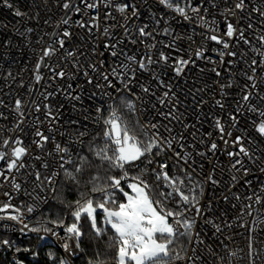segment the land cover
I'll return each instance as SVG.
<instances>
[{
  "label": "built area",
  "instance_id": "obj_1",
  "mask_svg": "<svg viewBox=\"0 0 264 264\" xmlns=\"http://www.w3.org/2000/svg\"><path fill=\"white\" fill-rule=\"evenodd\" d=\"M14 5L13 9H9L3 5L0 0V25H7V28L0 27V112L4 113V117H0V143L3 139H8L10 146L5 148L7 158L10 157L11 147L14 146L13 141L16 138L22 140V146L28 149L27 154L22 157L26 164H33L35 168L41 173V179L50 175L57 167L56 161L59 157L55 153V145L59 142L62 146L67 145L70 140L69 137H75L78 131H83L86 125L90 135L85 136L84 144L73 145L74 152H80L86 145L88 139L97 131L104 130L102 128L103 120L110 115L109 105L115 107L120 99L132 100L136 105V111H129L137 119L139 124H158V134L161 140L166 139L169 133L165 131V126L171 128V135L176 136L177 139L183 136L180 142L185 145L187 151L191 152L195 163L188 161L187 163L180 159L176 153L183 155V151L177 144H173L172 148H163L160 154L153 149L151 154L154 163L149 165L150 175L146 177L150 184L156 183L155 175H151V170L157 168L159 165L166 164L167 167L162 171L171 177L183 178L185 172L192 175L196 180L203 184L202 195L199 196L198 205H193L191 208L185 210V214L194 218L196 223L193 228V235L198 233L199 239L191 243L189 240L187 252L180 255L183 260L188 261L192 256L193 260L188 264H250V251L254 252L252 248L248 233L249 229L239 226L244 221L239 220V214L244 211L241 204L236 200L231 199L236 195L243 200L250 195L253 190H258L264 187V172L260 171L264 167V138H262L256 129L253 127V121L258 120V116L248 111H244L243 115L236 112L237 101L241 96V88L248 83L243 76V71L251 64L252 59L257 60L258 67L256 68V79L258 83V91L264 93V65L260 62L264 60L260 54L254 49H261L264 41L260 38L264 37V21H262L256 14H253L251 23L253 27L248 28L249 19L248 13L252 5L260 6L264 0H245L247 7L243 13L237 11L235 16L230 13L225 16L220 14L221 9L225 7L234 9L236 0H227V5L224 0H215L218 5L213 8L209 0H203V6L200 7L202 0H190L192 7H200V14L203 16L204 8L207 7L208 13L206 19L211 20L213 17L218 22L217 35L229 43V48L226 52L235 51L238 54L244 53L247 59V64L244 60H239L236 57L225 54L223 64L220 63V56L213 49H221L222 45L217 44L211 40H205L200 33L208 34V30L199 26L195 20L189 22L183 19L181 15L175 11L167 9L160 5L158 0H111V6L106 7L104 3L97 0L98 6L94 9L86 8L85 2L82 0H67L70 3V8L65 10L63 3L65 0H9ZM87 3L93 0H86ZM189 0H181L178 6L185 7ZM116 4L135 5L138 9L139 15L134 16L131 7L126 9V17L124 18L119 12L115 11ZM79 7L80 11H75ZM15 8H19L27 13L28 17L32 19L24 23L23 17H15L13 12ZM186 11H189L186 8ZM111 12L115 17L106 18L107 14ZM161 15L165 17L161 20L159 25H156L155 19ZM189 15L191 12L189 11ZM172 17H175L172 19ZM68 19V24H62V19ZM95 18V20H93ZM18 21H21L18 23ZM47 21V22H46ZM85 23V27H81L80 22ZM227 22H231L237 32L233 37L229 38L225 35L227 31ZM148 25V31L154 33L155 40L152 38L139 37L137 30ZM170 25L174 30L173 35L179 34L184 37L178 40L176 47L182 51H177L175 47H165L171 42L172 37L165 35L162 29ZM25 27H32L33 33L29 34L28 40L16 33L15 29L20 28L21 31ZM110 28V34H104V28ZM67 29L71 33L70 38L62 37L63 31ZM91 29V30H90ZM127 29L129 35H125ZM195 29L196 35L192 40L187 37L192 35ZM240 29L244 30L245 38L250 41V44H245L243 41L238 43V32ZM58 34L53 37L51 34ZM41 43H37L41 40ZM65 39L63 49H59V44L54 47L59 49L54 55L47 58H40L43 56V50L53 43L54 39ZM131 39H136V43H131ZM6 41H11L5 46ZM156 44V47L149 49L148 45ZM105 44H117L118 55L113 57L110 55L111 48L105 49ZM203 45V52L206 57H211L215 63H209L205 60H196V66L193 67L190 63L180 76H177L174 71V66L177 59L188 60L195 59V52ZM73 52V57L66 58V52ZM151 51V58L158 60L160 51L171 57L167 64L161 61L159 64L149 65L148 71L139 69L138 64H132L135 70V78L132 84H129L131 95L127 90L123 89L122 83L113 77L110 73L112 68L121 62H125V55H135L136 60L139 61L142 57L145 58V53ZM123 53V54H121ZM236 61L231 67L229 61ZM41 63V67L36 69L37 63ZM55 65V70L58 72L61 68L64 70V77L59 76L53 78L51 66ZM95 66L96 71L92 70ZM215 67L220 71L221 75L216 76L211 69ZM200 69H206L201 72ZM88 73L91 77L92 83H88V77L84 73ZM153 72L159 75V79L164 82V85H171V93H175V98L171 105H161L157 101V97L163 95L169 89L161 86L153 77ZM11 73L12 78H7ZM41 75L42 79L39 82L35 81V75ZM108 74L109 80L112 81L115 88H109L106 82L102 79V75ZM132 76V73H129ZM231 81L232 87L225 88L226 96L221 97L220 85H227ZM140 84L149 87V94L141 92ZM71 85V88H69ZM100 85V86H97ZM115 89H121L116 93ZM201 90V91H198ZM55 92V95L49 97L45 101L41 93ZM103 92H110L113 94V99L102 95ZM73 96L80 97L79 100H73ZM142 97V100L137 99ZM20 98L22 101V110L25 114L24 132L14 130L17 123L16 114L14 113L15 101ZM224 103V108L216 106L215 101L221 100ZM33 101L40 104V111H35ZM252 104L258 105L264 109V100L253 98ZM44 104L49 107L46 109ZM155 105V108L152 105ZM167 104V102H166ZM101 107L102 114L100 123H96L97 116L96 108ZM174 107V112L179 119H173L168 115L170 108ZM51 110L53 115L59 113L57 120L53 122L50 130L51 117H47L48 110ZM164 113L168 115L165 119ZM229 114L237 117L239 121L235 127L232 126V121ZM47 117V118H46ZM39 119L40 123L36 125L39 130L49 139L44 143L43 150L38 149L32 143L34 139L39 137L34 136L35 128L29 125V121ZM215 119H219L224 126L223 139L221 133L214 126ZM72 121H78L79 124H73ZM27 125V126H26ZM156 131V130H153ZM228 132L232 135L229 137ZM193 133L196 134L197 140L194 141ZM211 133V137H208ZM242 137L241 143L251 149L255 145L250 144L249 140H255L259 145L255 156L256 163H251L247 157L239 154L240 145L234 144L236 138ZM53 137L55 139L53 140ZM203 137L204 144L198 143V139ZM225 140L228 141L225 144ZM217 144L215 153L208 151L211 142ZM195 144V150L191 145ZM197 151H204L206 156L200 157L196 155ZM229 152L237 153V155L228 156ZM52 153L51 156L48 154ZM36 156H41L49 163V168L45 170L42 167V161L35 159ZM32 157V159H29ZM236 159H242L244 164L250 169L247 176L244 173L237 172L231 169L232 162ZM202 165V169L200 168ZM144 165L141 164V168ZM0 168L4 169L0 175V241L8 240L14 243V247L4 245L0 247V264H13L14 261H21L23 264H55L61 258L67 259V254L62 245L65 236L63 229H59V236H52L44 233H34L28 230L26 235L22 234L19 229L22 224L18 221L8 219L10 215H22L26 219L24 222H29V227L37 226V222L44 219L43 212L53 201L49 193L48 202L40 205V210L34 213H27L26 205L31 203V197L24 194L23 191H13L10 187V182L13 176H16L15 170L9 174L5 161H0ZM215 171L213 172V169ZM195 169V171H193ZM24 172L25 170H21ZM213 175L214 179L219 182L214 186L207 181L209 175ZM235 175L238 180L232 183L231 177ZM7 177V179H5ZM34 176H29L27 181L21 180L16 176V182L21 183L22 188H28L31 191L30 181H34ZM252 181L251 187L245 185V181ZM185 183L187 181L185 180ZM161 188L168 191L167 185L161 181ZM264 195V193H261ZM11 197V199H9ZM225 197H229L226 202ZM211 202V209L207 206ZM247 203V201H245ZM8 207L5 208L4 205ZM197 206L203 211L204 219H211L220 228V233H216V229L212 224L205 225L203 220L196 214ZM175 204L170 203L168 208H174ZM261 211H264V201L259 205ZM255 213L247 216L249 228L255 232L257 226L252 222ZM70 224V216L66 220ZM3 225H8L7 228ZM214 233H216L214 235ZM44 236L41 240L39 237ZM260 240L256 243L259 247L264 244V231L259 232ZM82 238V237H81ZM80 247L81 245L80 239ZM16 248H29L31 251L25 253L23 251H16ZM196 249L194 254L192 249ZM235 252V256L231 253ZM35 253V258H33ZM84 257V250L79 255L71 257V264H90L81 262ZM183 264V262H178ZM256 264H264V258L257 257Z\"/></svg>",
  "mask_w": 264,
  "mask_h": 264
},
{
  "label": "snow or ice",
  "instance_id": "obj_2",
  "mask_svg": "<svg viewBox=\"0 0 264 264\" xmlns=\"http://www.w3.org/2000/svg\"><path fill=\"white\" fill-rule=\"evenodd\" d=\"M3 5L9 9H13L14 5L9 2V0H2ZM47 2V0H45ZM85 2L86 8L94 9L98 6L97 0H93L91 3ZM104 3L106 7L111 6V0H100ZM160 5L165 6L167 9L175 11L183 17L186 21L195 20L196 23L207 29L208 34L200 33L205 40H211L217 44H221V49H213L220 56V63L223 64V59L225 54L232 57H236L239 60H244L247 64V59L244 53H237L235 51L226 52L229 48V43L221 39L216 33L218 29V22L213 19L208 20L205 16L208 13L207 7L204 8L205 15L200 14V7L203 6V0L200 7H192L190 0L186 3L185 7L178 6L181 0H158ZM213 8H217L218 5L215 3V0H209ZM224 3L227 5V0H224ZM131 7L133 10V15L138 16L139 12L135 5L127 4H116L115 11L119 12L125 19H127L125 13L126 9ZM247 7L245 0H236L234 4V9H229L225 7L221 9L220 14L225 16L227 21V15L230 13L235 16L237 11L243 13L244 9ZM63 8L65 10L70 8V3L65 0L63 3ZM186 8L189 11H186ZM75 11L79 12L80 8L76 7ZM253 14H256L262 21H264V3L260 6L252 5L251 10L248 13L249 24L248 28L253 27L251 23V18ZM13 15L15 17H23L24 23L27 20L32 19L28 17L27 13L23 12L19 8H15ZM111 17L115 20V17L112 16L109 12L106 18ZM175 17H172L174 19ZM165 17L161 15L159 18L155 19L156 25L161 23V20H164ZM95 20V18H93ZM21 21H18L20 23ZM47 22V21H46ZM62 24H68V19H62ZM81 27H85L83 21L80 22ZM0 27L7 28V25H0ZM148 25L140 27L137 32L139 37L142 38H152L155 40L154 33L147 30ZM91 30V29H90ZM16 33L23 36L25 40H28L29 34L33 33L34 29L32 27H25L23 31L20 28L15 29ZM173 29L170 25L165 26L162 29V32L172 37L171 42L166 44L165 47H175L177 51H182L176 47L178 40L183 39L184 37L180 36L178 33L173 35ZM237 32V29L234 28L231 22H227V31L225 35L229 38L233 37L234 33ZM104 34H110V28H104ZM53 37H57L58 34H51ZM125 35L128 36L129 33L125 29ZM196 35L195 29H193L192 35H189L187 38L189 40L193 39V36ZM62 37L70 38L71 33L65 29L62 33ZM261 41H264V37L260 38ZM243 41L245 44H250V41L245 38L244 30L240 29L238 32V43ZM41 40H38L37 43H41ZM136 39H131V43L135 44ZM11 41H6L5 46L7 47ZM59 44V49H63L65 45V39L56 38L53 43H50L46 49L43 50V56L40 58H47L51 55H54L59 49L55 48V44ZM117 44H105V49L111 48L110 55L116 57ZM156 47L155 43L148 45L149 49ZM264 48V43L261 45ZM203 45L201 48L195 52V59L190 58L188 60L177 59V63L174 66V71L177 76H180L184 70V67L192 64L193 67L196 66V60H205L209 63H215L211 57H206L204 55ZM258 54L264 57V51L261 49H254ZM123 54V53H121ZM73 52L69 51L65 53L66 58L73 57ZM125 55V62L114 66L111 71V75L119 80L123 89L131 95L135 93L131 92L129 84L134 82L135 70L132 67V64H138L139 69L143 71L149 70V65L159 64L163 61L165 64L171 59L163 51H160L158 60H153L151 58V51L145 53V58L142 57L139 61L136 60L135 55L128 56ZM234 61H229V66L231 67L235 64ZM261 65H264V60L260 62ZM258 62L255 59H252L251 64L243 71L244 78L248 81L241 88V96L237 101L236 112L240 115H243V112L246 110L252 114L258 116L257 121H253V127L256 129L258 134L264 138V109L260 108L258 105L252 104L251 100L253 98L264 100V93L258 91V83L256 79V68L258 67ZM41 67V63L38 62L36 69ZM92 70L96 71L95 66H92ZM264 70V69H262ZM51 71L53 78L59 76L64 77L63 68L60 71L55 70V65L51 66ZM201 72L206 71V69H200ZM212 72H215L216 76L221 75L215 67L211 69ZM129 73H132V76H129ZM84 75L88 77V73L85 72ZM153 77L158 81V83L168 88V91H165L162 96L157 97V101L161 105H171L172 100L175 98V93H171V85H164V82L159 79V75L153 72ZM7 78H12L11 73L8 74ZM42 79L41 75H35V81L39 82ZM102 79L106 82L107 87L115 88L112 81L109 80L108 74L102 75ZM264 83V80L260 81ZM88 83H92L91 77H88ZM100 86V85H97ZM141 92L144 94H149V87L140 84L139 85ZM232 87L231 81L227 85H220L221 97L227 95L225 88ZM71 88V85H69ZM116 93H119L121 89H115ZM201 91V90H198ZM43 99L47 101L49 97L55 95V92H45L41 93ZM102 95L113 99V94L110 92H103ZM73 100H79L80 97L73 96ZM137 99L142 100V97H137ZM167 102V104H166ZM216 106L224 108V103L221 100L215 101ZM3 104V101H0V105ZM35 111H40V104L33 101ZM126 107L129 111H136V105L132 100L123 99L121 104L113 107L109 105L110 115L107 119L103 120L102 128L103 133L100 139L102 144L95 143V137L87 145L88 155H81L79 152L73 151L74 144H80L83 146L84 137L90 135L87 126H84L83 131H78L75 137H69L70 142L67 145H61L59 142L55 145V153L58 155L59 159L56 161V169L48 176L41 179V173L35 168L33 164H26L22 157H24L28 149L25 146H22V140L16 138L13 141L14 146L11 147L10 157H6L4 151L5 148L10 146L8 139H3L0 143V161H5L7 170L9 174L12 173V170H15L16 176L21 180L27 181L29 176H34L35 180L30 181L31 191L28 188H22L21 183L16 182V176H13L12 181L10 182V187L13 191L19 192L23 191L24 194L31 197V203L24 206L26 207L27 213L31 214L38 212L40 210V205L48 202L49 193L51 197L63 202V197L61 193V188H67L70 184L75 185V190L78 193V199L75 202H66L65 207L67 212L64 217L57 215L56 219L48 218L47 220H40L37 222V226L29 227V222H24L25 217L22 215H10L8 216L9 220L21 222L22 226L19 231L22 234H27L25 230L34 232V233H44L51 234L52 236H59V229H63L65 236L62 239L65 241L62 245L63 249L67 254V259L61 258L59 261H56L55 264H71V257L79 255L83 252V249L80 247V239L82 236L86 235L82 231V221H87L89 224V233L94 240L102 241L104 235H109V239L105 244V249L103 251V257L101 253L97 252L98 259L95 260V264H105V259L111 260L110 255L113 246H115V258L114 264H178V262H183V264H188L189 261L193 260V257L190 256L188 261H184L180 256L179 251L177 250L178 243H187L189 240L191 243H194L195 240L199 239V234L197 233L194 237L193 228L196 223L194 218L185 214V210L191 208L193 205H198L199 196L202 195L203 184L196 180L192 175L185 172L183 178L179 177H169L167 173H164L162 170L167 167L166 164L159 165V171L157 168L151 170V175H155L156 183L150 184L146 177L150 175L149 165L154 163L152 159L153 149L156 150L157 154L163 151V148H172V145L177 144L183 151V155L176 153V155L185 161H192L193 155L191 152L187 151L185 145L180 141L183 140L181 135L179 139L176 136L171 135V128L165 126V131L169 133V136L166 139L161 140L158 134V129L160 125L158 124H132L130 121L124 119V116L121 112V107ZM44 107L48 109V105L44 104ZM155 108V105H152ZM14 113L16 114L17 123L14 126V130L23 133L24 127L21 125L24 124L25 114L22 110V101L20 98H17L14 106ZM97 116L95 117L96 123H100L102 109L101 107L96 108ZM164 115L165 119H168V115H171L173 119H179L175 115L174 107L170 108L168 115L164 113H159ZM59 113L53 115L52 111L49 109L47 112V117H51L50 130L53 122L57 120ZM0 117H4V113L0 112ZM46 117V118H47ZM229 118L232 121V126L235 127L239 122L237 117L229 114ZM40 123L37 118L35 121H29V125L35 128L34 136L39 137V139H34L33 144L36 145L38 149L43 150L44 143L48 141L49 137L45 136L36 125ZM73 124H79L78 121H72ZM27 126V125H26ZM214 126L221 133V138L223 139L224 126L221 124L219 119H215ZM156 130V131H153ZM3 130L0 129V132ZM208 137H211V133L207 134ZM227 135L231 137L232 133L228 132ZM55 137H53V140ZM194 141L197 140L196 134L193 133ZM242 137L238 136L233 142L234 144L240 145L239 154L247 157L248 160L255 164L256 156L255 153L259 147L255 140H249L250 144L255 145L249 149L244 146L242 143ZM200 144H204L205 140L203 137H200L197 141ZM225 144L228 143L227 140L224 141ZM195 150V144L189 146ZM217 144L213 141L208 147V151L215 153L217 150ZM49 156L52 153L48 154ZM197 156L204 157L206 153L204 151H197ZM237 155V153L229 152L228 156ZM32 159V157H29ZM36 160L42 161V167L47 170L49 168V163L46 159H43L41 156H36ZM141 164L144 165L141 168ZM71 166V167H69ZM95 169V174L88 177V180L83 184L81 183V178L83 175ZM202 169V165H200ZM235 169L237 172H243L244 176H247L250 169L244 164L242 159H236L232 162L231 169ZM21 170H25L22 172ZM195 171V169H193ZM215 168L213 169V172ZM261 172H264V167L260 168ZM4 172L3 168H0V175ZM7 179V177H5ZM185 180L187 183H185ZM238 178L233 175L231 177L232 183H236ZM161 181L163 184L167 185L168 191H164L161 188ZM207 181L211 182L214 186H217L219 182L214 179L213 175L207 177ZM252 181L246 180L245 185L251 187ZM86 187H89V191H84ZM264 187H261L258 190H253V192L241 200L240 197L233 195L231 199L239 202L244 209L239 214V220L244 221L243 224L239 225L249 229L248 238L254 252L250 251L249 260L250 264H256V258H264V244H260L259 247L256 246V243L260 240L259 232L264 231V211H261L259 205L264 201ZM11 199V197L9 198ZM229 197H225L227 202ZM247 201V203H245ZM170 203L175 204L174 208L169 209L168 205ZM5 208L8 207L7 204L4 205ZM208 209H211V202L207 206ZM102 216V222L98 220L97 213ZM255 213V216L251 223L257 226V230L253 232L249 228L248 221L245 219L247 216ZM196 214L203 220L205 225L212 224L216 229V233H220V228L215 224L211 219H204L203 211L197 206ZM71 217V223H66L68 217ZM2 219V217H0ZM7 228L8 225H3ZM214 233V235L216 234ZM41 240L44 239V236L39 237ZM7 245L8 247H14V243L8 240L0 241V247ZM16 251H23L25 253L30 252L29 248H16ZM193 253H196V249H192ZM35 253H33V258H35ZM236 253H231V256H235ZM13 264H23V262L17 260ZM90 264H94V261H90Z\"/></svg>",
  "mask_w": 264,
  "mask_h": 264
},
{
  "label": "trees",
  "instance_id": "obj_3",
  "mask_svg": "<svg viewBox=\"0 0 264 264\" xmlns=\"http://www.w3.org/2000/svg\"><path fill=\"white\" fill-rule=\"evenodd\" d=\"M125 99L124 97H122L119 101V103H117V105L121 104V100ZM116 105V106H117ZM121 112L122 115L124 116V119L130 121L132 124L136 125L139 124L137 119L133 116V114L131 112L128 111V109L126 107H121ZM102 130L97 131L93 136H91L85 147L79 152L81 155H88V150H87V145L93 140V138L95 137V143L96 144H102V140L100 139V137H102ZM71 167V166H69ZM95 174V169L93 168L92 170L86 172L83 177L81 178V183L83 184L85 181L88 180V177L91 175ZM90 188L86 187L84 189V191H89ZM61 193H62V197H63V202H61L60 200L54 199V201L47 206V208L45 209V211L43 212V216L45 218H51V219H56L57 215H59L60 217H64L67 209L65 207V203L66 202H75L78 199V193L75 190V185L74 184H70L67 188H61ZM97 218L101 220L102 216L99 214V212L97 213ZM71 220V217H70ZM83 227H82V231L84 233H86V235L82 236L81 238V245L83 247L84 250V257L81 259V262L86 263L87 261H94L96 259H98L97 257V252L101 253V255L103 254V251L105 249V244L109 239V235H111V233H109L108 235H104L103 236V240L102 241H96L93 239V237L88 234L89 233V224L87 221H82ZM188 244L189 241L187 243H178L177 244V250L179 251V254L182 255L184 253L187 252V248H188ZM115 256V253H114ZM114 263V261L112 262Z\"/></svg>",
  "mask_w": 264,
  "mask_h": 264
},
{
  "label": "clouds",
  "instance_id": "obj_4",
  "mask_svg": "<svg viewBox=\"0 0 264 264\" xmlns=\"http://www.w3.org/2000/svg\"><path fill=\"white\" fill-rule=\"evenodd\" d=\"M114 253H115V246H113L111 253H110L112 259L111 260L105 259V264H112V262L114 261V258H115ZM102 259H104L103 254H102ZM94 264H95V260H94Z\"/></svg>",
  "mask_w": 264,
  "mask_h": 264
},
{
  "label": "rangeland",
  "instance_id": "obj_5",
  "mask_svg": "<svg viewBox=\"0 0 264 264\" xmlns=\"http://www.w3.org/2000/svg\"><path fill=\"white\" fill-rule=\"evenodd\" d=\"M102 219H103V218H101V220H100V219H98V220L102 222Z\"/></svg>",
  "mask_w": 264,
  "mask_h": 264
},
{
  "label": "water",
  "instance_id": "obj_6",
  "mask_svg": "<svg viewBox=\"0 0 264 264\" xmlns=\"http://www.w3.org/2000/svg\"><path fill=\"white\" fill-rule=\"evenodd\" d=\"M112 264H114V263H112Z\"/></svg>",
  "mask_w": 264,
  "mask_h": 264
}]
</instances>
